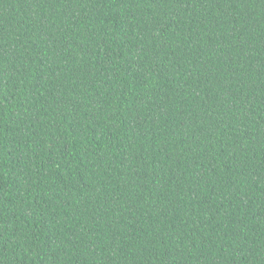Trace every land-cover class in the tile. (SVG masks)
<instances>
[{
	"label": "trees",
	"instance_id": "trees-1",
	"mask_svg": "<svg viewBox=\"0 0 264 264\" xmlns=\"http://www.w3.org/2000/svg\"><path fill=\"white\" fill-rule=\"evenodd\" d=\"M0 264H264V0H0Z\"/></svg>",
	"mask_w": 264,
	"mask_h": 264
}]
</instances>
